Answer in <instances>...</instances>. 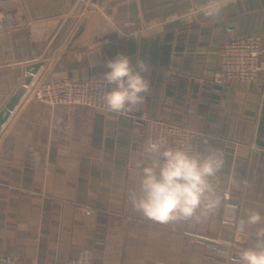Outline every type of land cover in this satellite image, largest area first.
Returning <instances> with one entry per match:
<instances>
[{"label": "crops", "instance_id": "crops-1", "mask_svg": "<svg viewBox=\"0 0 264 264\" xmlns=\"http://www.w3.org/2000/svg\"><path fill=\"white\" fill-rule=\"evenodd\" d=\"M207 2L0 0V15L28 19L0 32V111L23 92L0 131V264H66L85 248L93 264H231L225 243L211 242L232 240L234 229L221 226L225 199L202 223L159 224L132 209L137 164L148 162L140 107L133 117L70 112L31 97L43 80L103 77L118 54L137 71L143 61L149 116L202 133V154H224L218 189L264 216V73L239 86L211 81L223 43L264 35V0H226L216 18L190 16ZM233 212L251 247L264 221L247 225L248 214Z\"/></svg>", "mask_w": 264, "mask_h": 264}, {"label": "clouds", "instance_id": "clouds-1", "mask_svg": "<svg viewBox=\"0 0 264 264\" xmlns=\"http://www.w3.org/2000/svg\"><path fill=\"white\" fill-rule=\"evenodd\" d=\"M226 0H208L190 11V16L202 14L216 18L221 14ZM103 79L114 88L103 96L102 106L113 113H130L145 102L150 92L149 80L141 75L148 71L143 61H137L135 71L127 56L118 54L106 62ZM186 145L170 146L165 136L149 138L145 153L148 162L137 164L140 169L137 190H130L128 199L134 211L159 224L208 220L223 203L226 193L218 189V173L224 166V154L220 149L209 148L205 153L195 152L189 141ZM264 216L249 210L247 225H258ZM243 232V228L240 230ZM240 239V236L237 237ZM227 255L231 264H264V227L258 228L251 247L235 255ZM84 257L78 261L83 264Z\"/></svg>", "mask_w": 264, "mask_h": 264}, {"label": "built area", "instance_id": "built-area-1", "mask_svg": "<svg viewBox=\"0 0 264 264\" xmlns=\"http://www.w3.org/2000/svg\"><path fill=\"white\" fill-rule=\"evenodd\" d=\"M27 22L28 19L24 13L2 14L0 15V32L8 28L20 29ZM262 73H264V35L254 34L236 37L220 46L218 66L211 81L220 86H239L257 80ZM113 88L114 85H108L103 77H94L82 82H75L68 78L48 79L40 81L35 86L31 97L50 106L65 107L70 112L76 106L105 109L102 106L103 96ZM139 107L140 110L136 117L141 121L145 145L149 138L159 135L165 136L170 146L186 145L191 133L196 132L189 143L195 152L201 153L202 146L207 142L202 133L185 125L150 117L145 103ZM120 114L133 117V112ZM81 123L80 119L72 118V125L80 126ZM225 207L227 212L221 217V226L234 229L232 240L227 241L219 236L211 239V242L214 244L225 243L229 253L243 250L248 241V233L245 229L243 232L240 231L241 229H237L238 216L233 211H238V214L241 213V215L248 214L249 210L254 209V205L245 200H233L229 194H226ZM91 211L88 209L87 213ZM238 236H240L239 240ZM82 257H84L83 264H93L94 253L90 248L82 249L77 255L69 257L66 264H78Z\"/></svg>", "mask_w": 264, "mask_h": 264}, {"label": "water", "instance_id": "water-1", "mask_svg": "<svg viewBox=\"0 0 264 264\" xmlns=\"http://www.w3.org/2000/svg\"><path fill=\"white\" fill-rule=\"evenodd\" d=\"M22 95V89H19L14 95H12V97L7 101L5 106L0 111V131L3 125L7 122L8 118L10 117V114L18 105L20 99L22 98Z\"/></svg>", "mask_w": 264, "mask_h": 264}]
</instances>
